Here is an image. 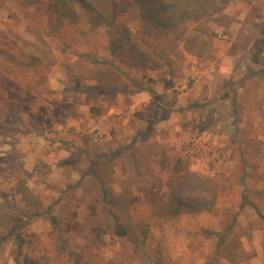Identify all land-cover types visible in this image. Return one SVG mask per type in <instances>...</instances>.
Listing matches in <instances>:
<instances>
[{
	"label": "rangeland",
	"instance_id": "obj_1",
	"mask_svg": "<svg viewBox=\"0 0 264 264\" xmlns=\"http://www.w3.org/2000/svg\"><path fill=\"white\" fill-rule=\"evenodd\" d=\"M50 1L0 0V27L40 28L58 60L42 84L33 71L14 73L0 56V202L24 220L27 241L15 252L0 227V264H73L70 252L83 251L94 264H208L217 235L226 230L227 241L238 238L239 257L230 262L224 256L223 264H264V223L257 215L264 216V59L263 75L248 77L254 75L248 72L250 40L264 23V0H231L210 22L219 36L205 58L186 53L172 38L148 40L168 62L154 70L112 56L113 30H92L85 19L50 27ZM141 14L130 7L119 22L139 35ZM95 59L113 62L124 74L123 92L94 88ZM120 151L100 174L117 193L127 188L137 198L131 214L152 230L150 250L141 256L109 236L94 218V205L71 188L91 159ZM179 158L188 173L220 185L214 212L159 216L139 184L129 186L138 172L136 183L161 180L162 194ZM20 181L39 196V208L21 201ZM244 198L254 207L243 205ZM61 246L68 250L60 253Z\"/></svg>",
	"mask_w": 264,
	"mask_h": 264
},
{
	"label": "trees",
	"instance_id": "obj_2",
	"mask_svg": "<svg viewBox=\"0 0 264 264\" xmlns=\"http://www.w3.org/2000/svg\"><path fill=\"white\" fill-rule=\"evenodd\" d=\"M230 3L231 0H134L130 5L124 6L121 0H51L45 9L50 17L48 25L54 29L61 28L62 21L78 25L85 19L92 30L102 27L113 30L115 37L109 43L112 56L120 57L121 63L148 66L154 70L167 65L168 62L160 53L151 50L148 40L172 38L182 44L186 53L200 59L205 58L217 37L210 22L223 13ZM130 7L142 11L139 35L126 23L119 22V18L126 14ZM30 30L32 34L29 33ZM0 56L13 65V69L10 66L9 68L14 73L33 71L39 76L42 84L47 82L48 72L58 62L40 28H27L22 32L10 25L0 27ZM263 59L264 23L256 26V34L250 40L248 72L254 71V75L248 76L249 78H260L263 75L259 69ZM92 62V66L99 70L96 71L99 77H93L94 88L101 85L105 90L124 91L119 87L124 74L118 67H114L113 62L108 64V61L97 59ZM109 67L116 71H111ZM92 112L99 114L100 109H92ZM134 142L135 140L129 147H132ZM121 154V151L104 153L91 159L87 170L81 173L79 185L71 188H80L89 204L94 205V218L101 223L109 236L124 239L132 249V254L141 256L150 250L151 226L144 220L135 221L131 214L132 205L138 201L133 193H127V188L117 193L100 174L101 169L109 170L108 165L114 163ZM133 173L135 177L131 180L134 183L129 182V186L139 184L138 190L147 193L149 203L159 211V216L178 218L183 215L214 212L222 194V189L215 179L198 173H188L180 158L175 161L162 194L161 180L142 185L136 183L139 173ZM16 193L27 207L39 208L42 205L39 196L23 181L19 182ZM8 197L7 194L3 195L5 202ZM243 205L254 207L247 198H244ZM9 208V203L0 202V227L6 230L4 241H14L17 246L15 252L18 253L27 244L22 234L25 222L21 217L11 214ZM257 215L264 223L261 212L257 211ZM228 233L226 230L217 235L216 252L208 264H223L224 256L230 262H236L239 254L235 251L239 241L236 236L227 241ZM61 248L60 253L68 250L66 246ZM84 252H70L73 264H94L92 259L85 258ZM14 258L18 260L17 255Z\"/></svg>",
	"mask_w": 264,
	"mask_h": 264
},
{
	"label": "crops",
	"instance_id": "obj_3",
	"mask_svg": "<svg viewBox=\"0 0 264 264\" xmlns=\"http://www.w3.org/2000/svg\"><path fill=\"white\" fill-rule=\"evenodd\" d=\"M219 35H217V37H218ZM233 40V39H232Z\"/></svg>",
	"mask_w": 264,
	"mask_h": 264
}]
</instances>
